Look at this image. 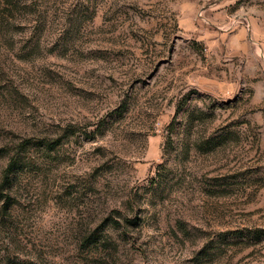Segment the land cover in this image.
<instances>
[{
    "label": "rangeland",
    "instance_id": "1",
    "mask_svg": "<svg viewBox=\"0 0 264 264\" xmlns=\"http://www.w3.org/2000/svg\"><path fill=\"white\" fill-rule=\"evenodd\" d=\"M179 2L0 0V264H264V62Z\"/></svg>",
    "mask_w": 264,
    "mask_h": 264
},
{
    "label": "crops",
    "instance_id": "2",
    "mask_svg": "<svg viewBox=\"0 0 264 264\" xmlns=\"http://www.w3.org/2000/svg\"><path fill=\"white\" fill-rule=\"evenodd\" d=\"M236 1L181 0L177 8L179 19L185 29L201 33L199 38L208 44L207 51L214 56L211 57L212 61H236L241 63L240 66L257 69L264 62V37L254 27L248 31L240 26L239 20L230 18L229 9ZM200 16L209 25H214L216 31H202L203 23L197 21ZM219 88L226 90L228 87L220 83Z\"/></svg>",
    "mask_w": 264,
    "mask_h": 264
},
{
    "label": "trees",
    "instance_id": "3",
    "mask_svg": "<svg viewBox=\"0 0 264 264\" xmlns=\"http://www.w3.org/2000/svg\"><path fill=\"white\" fill-rule=\"evenodd\" d=\"M15 165H17V162H16V157H11L8 164H7V167L6 169L4 170L3 172V176H2V179H1V182H0V193L3 191L4 187L9 185V182H10V174L13 170V167H15Z\"/></svg>",
    "mask_w": 264,
    "mask_h": 264
}]
</instances>
